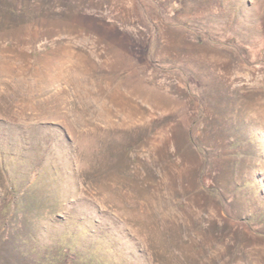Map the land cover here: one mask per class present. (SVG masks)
<instances>
[{
  "label": "rangeland",
  "instance_id": "1",
  "mask_svg": "<svg viewBox=\"0 0 264 264\" xmlns=\"http://www.w3.org/2000/svg\"><path fill=\"white\" fill-rule=\"evenodd\" d=\"M0 264H264V0H0Z\"/></svg>",
  "mask_w": 264,
  "mask_h": 264
},
{
  "label": "trees",
  "instance_id": "2",
  "mask_svg": "<svg viewBox=\"0 0 264 264\" xmlns=\"http://www.w3.org/2000/svg\"><path fill=\"white\" fill-rule=\"evenodd\" d=\"M167 7H170L171 11H175V12L177 11L173 4H169V5H167ZM175 12H174V13H175ZM151 27H152L153 29H155V27H154L153 25H151ZM147 49H148L147 47H144V50H147ZM189 141L191 142V144L194 143V142H193V139L190 138V137H189Z\"/></svg>",
  "mask_w": 264,
  "mask_h": 264
}]
</instances>
